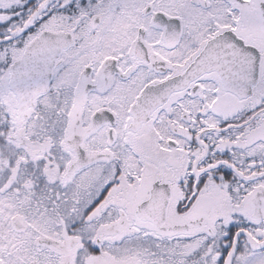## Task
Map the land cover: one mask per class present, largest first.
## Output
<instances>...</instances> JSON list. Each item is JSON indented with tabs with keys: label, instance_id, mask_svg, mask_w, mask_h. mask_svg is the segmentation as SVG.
Segmentation results:
<instances>
[{
	"label": "snow or ice",
	"instance_id": "1",
	"mask_svg": "<svg viewBox=\"0 0 264 264\" xmlns=\"http://www.w3.org/2000/svg\"><path fill=\"white\" fill-rule=\"evenodd\" d=\"M0 264H264V0H0Z\"/></svg>",
	"mask_w": 264,
	"mask_h": 264
}]
</instances>
